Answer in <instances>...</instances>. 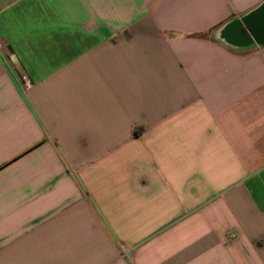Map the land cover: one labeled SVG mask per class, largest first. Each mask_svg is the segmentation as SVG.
<instances>
[{"label":"crops","instance_id":"1","mask_svg":"<svg viewBox=\"0 0 264 264\" xmlns=\"http://www.w3.org/2000/svg\"><path fill=\"white\" fill-rule=\"evenodd\" d=\"M0 264H264V0H0Z\"/></svg>","mask_w":264,"mask_h":264}]
</instances>
